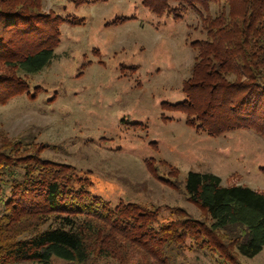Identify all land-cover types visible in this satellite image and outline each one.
Instances as JSON below:
<instances>
[{
	"label": "rangeland",
	"instance_id": "1",
	"mask_svg": "<svg viewBox=\"0 0 264 264\" xmlns=\"http://www.w3.org/2000/svg\"><path fill=\"white\" fill-rule=\"evenodd\" d=\"M74 1L36 3L41 14L65 20L55 58L41 72L26 74L6 66L0 48V76L18 77L30 86L27 94L0 104V150L16 151L22 142L34 144L33 151L46 145L40 149L42 158L89 178L95 196L113 207L123 202L155 210L160 224L180 219L178 209L210 224L184 191L190 171L213 173L225 186L264 193L263 136L251 129L209 136L189 127L188 115L167 105L186 100L183 88L195 62L191 44L206 34L201 16L186 7V16L175 20L176 3L168 14L157 16L142 0H86L79 6ZM34 7L31 3L28 9ZM215 12L212 6L209 15ZM78 19L83 24H71ZM20 38L14 39L13 55L19 53ZM14 90L2 83L0 99ZM193 250H184L178 263L220 264L209 251ZM96 260L92 264L122 261L121 255L120 263ZM237 260L264 264V250ZM51 264L67 262L53 258Z\"/></svg>",
	"mask_w": 264,
	"mask_h": 264
},
{
	"label": "trees",
	"instance_id": "2",
	"mask_svg": "<svg viewBox=\"0 0 264 264\" xmlns=\"http://www.w3.org/2000/svg\"><path fill=\"white\" fill-rule=\"evenodd\" d=\"M38 1L0 0L3 64L26 74L52 63L65 22L41 14ZM74 2L79 6L86 0ZM31 3L33 10L28 9ZM172 3L178 5L175 20L191 7L201 16L206 34L191 44L195 62L183 88L186 100L168 107L187 114L186 124L209 136L251 129L264 137V0H142L157 16L168 14ZM212 6L216 12L211 17ZM16 38L19 53L13 55ZM2 83L15 90L0 104L30 90L18 77L0 76ZM18 144L16 151L0 150V264H51L53 258L92 264L98 257L120 263V255L121 264H179L184 250L194 251V246L217 256L220 264H240L238 256L252 259L264 250L262 192L225 186L213 173L190 171L184 191L210 224L182 209L180 219L160 224L155 210L123 202L113 207L95 196L89 178L42 158L46 145L33 151L34 144ZM131 254L146 260L130 262Z\"/></svg>",
	"mask_w": 264,
	"mask_h": 264
}]
</instances>
